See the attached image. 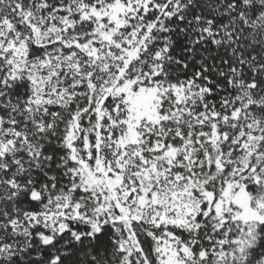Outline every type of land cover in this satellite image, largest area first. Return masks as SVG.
I'll list each match as a JSON object with an SVG mask.
<instances>
[{"label": "snow or ice", "instance_id": "6c2138e0", "mask_svg": "<svg viewBox=\"0 0 264 264\" xmlns=\"http://www.w3.org/2000/svg\"><path fill=\"white\" fill-rule=\"evenodd\" d=\"M0 264H264V0H0Z\"/></svg>", "mask_w": 264, "mask_h": 264}]
</instances>
